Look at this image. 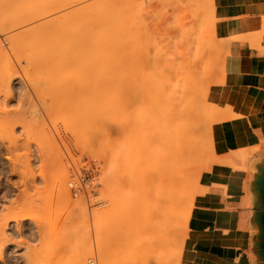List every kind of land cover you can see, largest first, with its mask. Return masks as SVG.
<instances>
[{
  "label": "rangeland",
  "instance_id": "rangeland-1",
  "mask_svg": "<svg viewBox=\"0 0 264 264\" xmlns=\"http://www.w3.org/2000/svg\"><path fill=\"white\" fill-rule=\"evenodd\" d=\"M185 2L97 0L71 8L82 15L78 29L83 37L101 34L99 42H88L96 45L93 52H102L103 39L111 42L108 46L126 76L80 82L79 88L76 82L57 79L9 100L8 108L17 109L24 122L31 120L35 128L26 131L19 124L17 143L6 134L0 145V225L6 226V231L1 228L0 245L13 241L26 247V258L17 262L10 249L6 255L5 246V264H79L83 258L89 264H179L200 172L210 160V165L220 161L234 166V160H241L240 167L246 169L247 158L260 151L261 146H255L244 158L242 150L214 156L211 127L229 115L208 102L207 94L216 82L210 77H222L226 51L212 34V0ZM183 4L190 12L183 13L184 19L187 13L192 19L191 30L186 28L189 33L184 30L187 20L182 26L179 19ZM262 36L264 20L259 34L243 39L245 45L259 48ZM174 45L177 49L181 45L179 56L173 52ZM161 52L165 55L160 56ZM258 52L264 54V49ZM154 58L167 64H163V79L154 78L160 84L149 75L156 70ZM2 128L0 123L1 134ZM43 128L52 135L49 146L37 131ZM109 131L114 132V142L120 143L111 156V169L102 154L104 141L112 138ZM12 166L19 173L11 174ZM60 180L66 182V202L57 190ZM126 194L131 206L124 224L121 210ZM77 203L84 212L68 216V209ZM14 211L29 219L10 223ZM36 224L41 225L40 233L35 231Z\"/></svg>",
  "mask_w": 264,
  "mask_h": 264
},
{
  "label": "crops",
  "instance_id": "crops-1",
  "mask_svg": "<svg viewBox=\"0 0 264 264\" xmlns=\"http://www.w3.org/2000/svg\"><path fill=\"white\" fill-rule=\"evenodd\" d=\"M212 15V34L226 54L222 77H210L216 82L207 101L229 115L211 127L213 154L261 149L247 158L246 169L241 160H234L235 166L214 161L201 172L203 194L194 197L179 264H262L254 249L258 196L253 181L264 162V54L258 52L264 36L259 48L245 45L243 37L263 29L264 0H212Z\"/></svg>",
  "mask_w": 264,
  "mask_h": 264
},
{
  "label": "bare ground",
  "instance_id": "bare-ground-1",
  "mask_svg": "<svg viewBox=\"0 0 264 264\" xmlns=\"http://www.w3.org/2000/svg\"><path fill=\"white\" fill-rule=\"evenodd\" d=\"M19 1L20 0H18V2ZM23 1L24 0H21L19 3H16L17 0L16 2H14V0H0V123L3 124V128L1 130L3 133L2 134L0 133V145L2 144V137L6 134L12 139L13 142L15 140L17 141V139L19 138L17 136V133L20 132V125H22L23 129H25L26 131H30V130L32 131L35 128L31 120L28 122L27 121L24 122L25 121L24 116L20 114L17 109L12 110L8 108L10 107L8 105V102L9 100H12L14 96L19 97L20 95L27 94L29 90L31 89L39 88L41 84L52 83L53 81L57 79L76 82L77 84H74V85L79 88L81 87L79 85L80 82L84 84H89V83L96 82V81L114 80L116 77L120 78L121 76H126V73L123 72L124 68L119 63L120 61L118 62L115 61L116 56L114 55L112 47L108 46L111 42L107 41L106 39H103L101 42L102 46L99 45L101 46L100 50L102 52L94 53L93 50L96 47V45L95 47L94 45L89 46L88 42L89 41L90 42L93 41V43H96L97 41L99 42L98 39L101 36V34L98 33L93 38H91L92 34H86L83 37L79 30L80 28L78 29V25H79L78 22L81 20L80 17L82 15H80L81 13H78L79 15H77L74 12L75 9H71V8L79 4L80 2L94 3L97 0H34L35 1L34 4H33L34 1L32 2V0H29V2L31 1L30 3L32 5L30 3L28 4V1L25 2L26 0L24 2ZM183 1H184V4L188 2V1L185 2L186 0H183ZM14 3L19 4V6L24 5V7L22 6L21 8V6L19 7L18 5L17 7L15 6ZM21 3H24V4H21ZM36 3L37 4L39 3V4L37 5ZM184 4H183V7L181 6L183 8V11L181 13L182 16H183V13L184 12L186 13L187 11V10H184L185 9L184 6H186ZM27 5L29 6L31 5V7ZM189 13H187L186 19H184L185 18L184 16L186 14L183 17L179 18L180 21L182 20V26L183 24H185L186 20H187L186 23L188 22L187 27L184 25L185 31H188L189 28L192 27V25H189V24H192V19ZM180 15L178 17H180ZM96 18L97 17L92 19L90 22L92 27L95 26L94 20H97ZM183 19L185 20L184 22H183ZM125 20H127L126 17H125ZM112 21H114V19ZM117 23L119 22H116L114 24H117ZM122 27L123 26H121V28ZM123 29L124 27L122 28V31H124ZM175 32L177 33L178 31L176 30ZM188 33L185 32V34H188ZM179 34L181 36V33ZM174 35L176 34H173V36ZM186 37H188V35ZM143 39L144 38H142V40ZM187 40H188V43L190 44L191 41L189 42V40L191 39L188 38ZM175 42L177 45V41ZM185 42L187 43V41ZM179 44H181V41L180 43L178 42V45ZM176 45H174L175 48H176ZM177 47L178 49H180L181 45L180 47L179 46ZM166 48L168 49L169 47H166ZM172 49H173V46H172ZM176 49L175 50L173 49L174 50L173 52H175L177 56H179V52H178L179 50L178 49L176 50ZM83 51H85L86 53L82 54ZM163 52L160 53V56L162 55ZM168 52H170V50H168ZM174 54L172 55L174 57L172 60L173 62L176 61V58H177V56ZM121 56H120V59H121ZM160 56H156V57L160 58ZM167 56H169V54H167ZM186 58H188V55L186 56ZM154 59L156 60L155 64L152 63V61L154 62L153 59L149 61L151 65L153 64L152 65L153 69H156L154 70V73L156 75L152 72V69H149L152 72L151 74L154 75L152 76L151 74H149L151 78L153 77L151 79L153 81L157 80L158 78L163 79L162 77L164 76L163 75L164 65L166 64V62L165 64L163 63L164 61L160 64L161 60H165L163 56L161 57V60L157 58H154ZM172 61L170 60L169 63L172 64L171 63ZM150 64L147 66H150ZM173 64H176V62H174ZM158 71H163V73L162 74L157 73ZM148 73H150V71ZM150 77H147V78H150ZM154 78H157V79H154ZM160 79L158 81H160ZM158 81H155V82L157 83ZM161 82H158L157 84H160ZM85 111H89L88 108H85ZM37 131H39V134L42 136L41 140L42 139L44 140L42 142H45L47 146H49L51 143V136H52L49 133L50 131L48 132V130L44 128L37 130ZM107 135L111 136L112 138L104 141V146H103L104 148L102 149V154L105 160H107L109 169H111L113 162H114V158L112 159L111 156L114 150H119L120 143L114 142L115 140V139L113 140L114 132L109 131L107 132ZM16 141L14 143H17ZM50 147H48L49 150L51 149ZM45 148L46 147H44V149ZM257 148L258 147H255L254 149H257ZM248 154H249L248 150H242L240 152L241 158L246 157ZM210 162L211 160L207 163L204 169L210 165ZM9 171L11 172V174H15V173H19L20 170H18V167L12 166L9 169ZM198 180H199V177L196 183L198 182ZM35 181H36L35 176H32L31 182H35ZM65 183H66L65 180L63 181L60 180V183L58 181V188H57V190H59V196L61 197L60 199H62L64 202L68 200V194L66 193L65 191L66 189L64 188V185H66ZM200 192L202 193L203 191L202 190H199L197 192L195 191L196 194ZM127 197H128L127 194L124 195L123 197L124 204L121 210V219L124 224H127L129 217H130L129 209H130L131 203L130 202H129L130 204L128 203ZM17 212L15 211L14 213L12 212V218L9 220L10 223L13 222L16 224L18 222L16 221L17 219L27 220V218L29 217V216L27 217L25 214L20 215V212H18V215H17ZM68 212H69V209H68ZM68 212H67V215L69 214L71 217H77V216L79 217V215L82 214L84 211H83V207L77 203V204H74L70 212L69 213ZM18 217H22V218H18ZM2 227H4L3 229L4 231H6V228H5L6 226L0 225V234L4 232V231L1 232ZM34 228L36 229L35 231L39 233L41 232V225L36 224V227ZM34 228L30 227L29 231L32 232ZM82 230L83 229L80 230L81 232L78 231L77 233L82 234ZM83 240L85 241V239ZM65 242L66 240L63 241V244L67 243ZM3 243L2 245L4 246L0 245L2 246L0 248V264H5L4 263L5 255H3L5 246H6V249H5L6 255L9 253L8 250L10 249L12 253V257L13 259H15V261L21 262L22 259L26 258V253H25L26 247L25 246H21L20 244L13 242V241L12 242L10 241V243H8L7 245ZM78 263L79 264H89L86 258L81 259Z\"/></svg>",
  "mask_w": 264,
  "mask_h": 264
},
{
  "label": "water",
  "instance_id": "water-1",
  "mask_svg": "<svg viewBox=\"0 0 264 264\" xmlns=\"http://www.w3.org/2000/svg\"><path fill=\"white\" fill-rule=\"evenodd\" d=\"M253 186L258 196L257 211L255 213L258 233L254 242V249L257 259L264 264V162L257 166Z\"/></svg>",
  "mask_w": 264,
  "mask_h": 264
}]
</instances>
